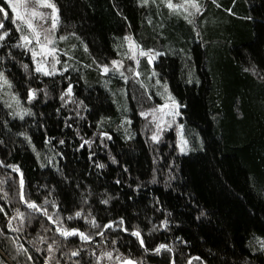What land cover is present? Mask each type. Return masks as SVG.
Masks as SVG:
<instances>
[{
    "label": "trees",
    "instance_id": "obj_1",
    "mask_svg": "<svg viewBox=\"0 0 264 264\" xmlns=\"http://www.w3.org/2000/svg\"><path fill=\"white\" fill-rule=\"evenodd\" d=\"M52 1L60 9L55 36L65 37L60 62L75 69L64 74L69 79L35 73L31 53L15 46L23 42L10 8L4 20L10 36L0 42V72L16 101L0 96V205L7 213H0V258L6 264H32L27 255L34 264L45 258L49 264H120L118 256L137 264H264V254L253 252L264 243V0H198L204 11L194 18L169 10L166 0L147 7L138 0ZM126 37L146 52L166 53L153 65L143 57L139 71L145 79L155 67L186 105L180 121L194 151L179 153L174 132L153 142L134 101L146 93L139 77L125 83L99 67L132 63ZM69 82L71 99L61 100ZM28 87L37 90L31 102ZM24 109L34 115H12ZM85 140L91 146L80 148ZM5 164L23 174L24 200L46 208L53 220L20 199L21 175ZM201 211L205 216L196 219ZM57 217L62 229L78 228L93 240L62 236ZM109 221L110 229L104 227ZM161 243L168 247L151 251ZM76 250L81 254L73 256Z\"/></svg>",
    "mask_w": 264,
    "mask_h": 264
},
{
    "label": "snow or ice",
    "instance_id": "obj_2",
    "mask_svg": "<svg viewBox=\"0 0 264 264\" xmlns=\"http://www.w3.org/2000/svg\"><path fill=\"white\" fill-rule=\"evenodd\" d=\"M39 2L47 8L51 9V27L52 29H56L57 25H58V21H59V17H60V9L57 7V4L52 2V0H39ZM156 0H151V3H155ZM213 3H216V0H212ZM138 3L141 7H147L150 3V0H138ZM233 3H236V0H233ZM166 7L169 10H177L179 8H182L184 12L189 13L191 16H196L197 14H200L204 11L203 5H201L198 0H185L183 5H175L173 4L172 0H166ZM11 9L12 13H15L16 17L18 20L24 22L27 25L28 29L32 30L33 36L35 37V41L36 44L39 45V49L40 51L38 52L36 47H30V45L32 44V38L29 35H25L23 34L24 32V28L20 25V24H16V20H13V24L16 25V31L20 32L21 35L19 37L20 41H22L23 43H20L18 45H15L17 47H21L26 49L28 52L31 53V62H33L35 64V68H34V72L40 74L41 76H45V77H51L54 76L57 72H59L61 74V76L64 79H69L67 76H65L64 74L69 71L70 69H72V65L67 63V61L64 62V65L57 69L56 65L60 64V59L54 55L56 53V48L53 46L51 48H48L47 45L49 44H53V40L49 38V36L47 34L44 35L43 37V42L41 41V33L38 32L36 30V28L33 25L32 19L28 18L26 19L25 15L21 13L20 11V5H18V3L14 2V0H0V15L3 16L4 19H0V41L5 40L6 37L10 36V30L5 28V24H4V20L5 19H9V13L7 11V9ZM227 11H229L230 13H233V9L229 8ZM31 16L32 17H36L39 16L40 18H44L45 14L44 13H40L37 12L35 9L32 10L31 12ZM124 19H127L126 17H124ZM191 23V21H189ZM75 35V34H73ZM199 35V34H198ZM61 40L65 39V37L61 36L60 37ZM126 39H130V37H126ZM0 47H3V45H0ZM84 50L85 52L88 51V45L85 44L84 45ZM180 52H183L184 50L181 49L179 50ZM179 54V53H176ZM8 56H11L12 59H15V56H12L11 52L7 53ZM47 55H52V61L49 62L47 60ZM65 55H67V53H65ZM141 55H146L148 57V63L151 65L153 64L154 61L158 60L160 57L165 56L166 53L164 52H159V51H155L153 49H149L147 52H141ZM40 57L39 59L37 57ZM0 59H4V57H0ZM190 59V57H189ZM111 64L114 65L116 67V69H119L122 65L121 61L118 60H112ZM137 64H139V61H137ZM29 65L28 64H24V68L28 69ZM88 67V66H86ZM102 70V72L104 74H107L109 72V66L108 64H102L99 66ZM75 70V69H72ZM121 77L124 78L125 81H127V77L124 76L123 72H120ZM137 76L140 75L139 72L136 73ZM152 76H156L159 77V73L156 71L155 67L152 68V72H151ZM0 78H4V73L0 72ZM189 83H192V80L188 81ZM197 83L199 81H196ZM5 83H7V80L5 79ZM161 83L160 79L157 78L156 79V84L159 85ZM164 89L166 91H168V83L167 81L164 82L163 85ZM43 91V90H42ZM36 89H33L31 87H28L26 89L25 95L27 97V100L29 102L33 101L36 98ZM73 92V86L72 84L69 82L67 87H66V93L62 92L60 99L64 100L65 99V94L68 95V98L71 99V94ZM155 95L160 96L161 93L157 92ZM45 96H47V92H45ZM149 99H152V94L149 93L148 96ZM165 99V103L164 104H160L157 105V108L159 109H167V112L165 113L166 115H169L171 117V121L170 122H161V124H157V128L156 131H154L151 135V140L153 142H159L161 137L164 134V131L168 128H171L173 124H176L178 129H183L185 126L183 125V123L178 122V118L183 116V113L181 111V109L183 107H186V105H183L179 100L176 99V97L172 94L171 91H168V95L167 97L164 98ZM66 102V101H65ZM81 104H84V101H80ZM85 107H87V105H85ZM153 112L156 111V109H152ZM34 115V113L31 112L30 109H24L21 113H13L12 115H19L20 119H24V115ZM78 116L80 115L79 112L76 113ZM148 113L146 112H140L139 115L140 116H146ZM155 119V117H154ZM123 122H127L129 125H131L132 121L130 118H128L127 116H125L124 121ZM5 123H7V121H5ZM163 125V126H161ZM79 134V133H77ZM20 135H23L26 137V139L29 141V143L32 142L31 137L27 136L26 132H22L20 133ZM102 136H108V133H101ZM111 137H109L110 139ZM131 136H127L126 139H131ZM198 137H194V139H196ZM2 143V142H0ZM47 143V141H46ZM59 144L63 145L65 144V140L60 139L59 140ZM87 144L90 145V142L85 140L82 144H80V148H84V145ZM201 147H203V143L201 142ZM179 150L182 154H187L190 151H194V148H191L189 146L188 140L183 138V135L181 134V139H180V143H179ZM91 155H94L91 154ZM91 155H89V159H91ZM112 162L115 163V157H111ZM0 164H3V161H0ZM5 167H11L16 171H19V167L17 165H4ZM98 168L103 169L105 167L104 164H98L96 165ZM41 167H44V165H41ZM170 179H176L175 176L170 177ZM20 186H21V196L20 199L24 201L25 204H27L28 208L33 209L35 211H40L43 212V215L47 217L48 220H53V217L51 215L48 214L47 209L41 207L40 205H38L35 201H28V200H24V196L22 194L23 191V186H24V178H23V174L21 173L20 176ZM117 184H120L121 182L119 180L116 181ZM140 186L137 185V188H139ZM112 197L109 196L108 199H104L102 201L103 204L107 205L109 203V200H111ZM44 204H48V200L47 198H45L44 200ZM53 204H55V201H53ZM0 213H4L5 215H7L5 208L0 205ZM81 211H76L75 212V216L76 217H80L81 216ZM17 215L23 217V213H20L17 210ZM205 216V213L203 211L200 212V216L196 217V219H200L201 217ZM69 220H72L73 217L72 216H68ZM59 217H57V220L53 221V223H57V228L56 231L60 232L62 236L64 237H68V236H76L78 235L82 240L84 241H91L93 240V236L92 235H86L83 231H80V229L78 228H71V229H62L59 226ZM21 223H23V219H21ZM112 221H109L108 224L104 225L105 228H111L112 226ZM124 224V218L121 217L119 224L117 225V227H120ZM169 224V221L167 219H165L163 221V225L164 227H167ZM9 228H11V223H9ZM20 230V229H17ZM124 232H128V228L124 227L123 228ZM96 235L99 236H103L104 233L98 231L96 233ZM132 236H135L138 240L139 243L141 245V247L144 248L145 252H148L149 249L147 247H144V239L141 237V233L138 230H134L131 232ZM177 239H180L179 237H177ZM264 239V238H261ZM113 244L116 243L115 240L112 241ZM49 250L51 251V245L48 246ZM168 246L166 244H159L158 246H156L155 248H152L151 251L159 253L161 249H165ZM36 251H40V249H36ZM24 252L27 254L28 253V249H24ZM253 252H260L261 254H264V243H261L260 248L259 249H253ZM81 254V250H76L72 252L73 256H77ZM104 255L111 257L112 253L111 252H107L104 253ZM117 259L120 260V264H137L136 261L132 260L131 258H123L121 259L119 256L117 257ZM97 260H99V257H97ZM27 261L32 262V264H34V257L33 255H27ZM0 264H6V261L3 258H0ZM43 264H49L48 258H45ZM57 264H59V261H57ZM171 264H176L175 261H172ZM250 264V262H249Z\"/></svg>",
    "mask_w": 264,
    "mask_h": 264
},
{
    "label": "rangeland",
    "instance_id": "obj_3",
    "mask_svg": "<svg viewBox=\"0 0 264 264\" xmlns=\"http://www.w3.org/2000/svg\"><path fill=\"white\" fill-rule=\"evenodd\" d=\"M14 2L18 3L20 5V11L22 14L25 15L26 19L30 18L32 19L33 25L36 28L38 32L41 33V41L43 42V37L45 34L49 36L50 39L53 40V44L47 45L48 48L55 47L56 48V55L60 59V55L64 53L62 50V46L64 44H61V39H57L55 36V30L52 29L51 27V9L44 7L39 0H14ZM53 2V1H52ZM173 4L175 5H183L185 0H173ZM35 9L37 12L44 13L45 16L44 18H40L39 16L32 17L31 12L32 10ZM177 13H180L182 15L188 16V18H194L195 16H191L189 13L184 12L182 8H179L177 10H173ZM13 14V20H16V24H20L24 28L23 34L29 35L32 38V44L30 47H36L37 51L39 52V45L36 44L35 37L33 36L32 30L27 28V25L18 20L15 13ZM57 28V27H56ZM60 40V41H59ZM1 42V41H0ZM128 46H129V51H130V58L132 59L131 64L125 63L123 60H118L122 62V65L119 69H116V67L112 64L108 65L109 66V72L108 73H116V75L126 83V82H133L134 84L138 83L136 79L141 80V85L146 88V93L144 95L138 94L136 99L134 100L137 106L139 107L140 112H146L148 113L146 116H142L144 120V128H145V134L149 135L151 137L152 133L156 131L157 124H161V122H170L171 117L169 115H166L165 113L167 112V109H159L157 108V105L164 104L165 103V97L168 95V91H170L168 87V91H166L163 87L164 82L156 76H152L151 72H148L145 74V79L142 74L139 76L136 75L137 72L140 73L139 71V65L141 62V59L143 57H147L146 55H141V52H146L142 50V48L139 46V44L134 41L131 37L128 39ZM38 59L40 58L39 56L37 57ZM148 58V57H147ZM47 60L49 62L52 61V55H47ZM137 61H139V64H137ZM148 62V61H147ZM64 65V64H63ZM153 65V64H151ZM57 69L62 67V64L56 65ZM120 72L124 73V76L127 77V81L124 80L123 77H121ZM58 73V72H57ZM136 77V78H134ZM159 78L161 83L159 85L156 84V79ZM5 76L4 78H0V96L3 98L7 99L8 102L14 103L16 101L15 96L11 93L9 89V83H5ZM7 80V79H6ZM140 82V81H139ZM157 92L161 93L160 96L155 95ZM140 93V92H138ZM149 93L152 94V99H149ZM3 100V99H2ZM5 103V101L3 100ZM6 104V103H5ZM8 104H6L7 106ZM8 107V106H7ZM152 109H156L155 112L152 111ZM155 117V119H154ZM178 122L180 121V118H178ZM163 126V125H161ZM170 132H174L176 136V145L178 147L179 153V143L181 139V134L183 135V138L186 139L183 129H178L176 124H173L171 128H168L164 131L163 136L161 137L160 141H164V137L169 134ZM191 152V151H190ZM188 152V153H190ZM187 153V154H188ZM182 154V153H181Z\"/></svg>",
    "mask_w": 264,
    "mask_h": 264
},
{
    "label": "water",
    "instance_id": "obj_4",
    "mask_svg": "<svg viewBox=\"0 0 264 264\" xmlns=\"http://www.w3.org/2000/svg\"><path fill=\"white\" fill-rule=\"evenodd\" d=\"M20 175H21V172L20 171H17Z\"/></svg>",
    "mask_w": 264,
    "mask_h": 264
}]
</instances>
